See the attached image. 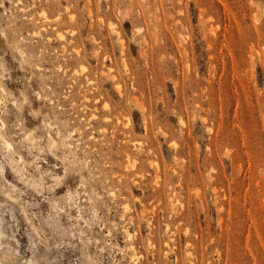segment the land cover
<instances>
[{"label":"rangeland","instance_id":"1","mask_svg":"<svg viewBox=\"0 0 264 264\" xmlns=\"http://www.w3.org/2000/svg\"><path fill=\"white\" fill-rule=\"evenodd\" d=\"M0 264H264V0H0Z\"/></svg>","mask_w":264,"mask_h":264},{"label":"bare ground","instance_id":"2","mask_svg":"<svg viewBox=\"0 0 264 264\" xmlns=\"http://www.w3.org/2000/svg\"><path fill=\"white\" fill-rule=\"evenodd\" d=\"M3 237H5L4 226L2 225V218L0 217V248L2 246Z\"/></svg>","mask_w":264,"mask_h":264}]
</instances>
